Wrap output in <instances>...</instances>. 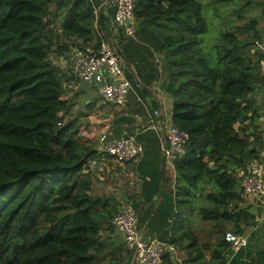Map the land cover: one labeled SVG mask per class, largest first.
I'll use <instances>...</instances> for the list:
<instances>
[{"label":"trees","instance_id":"trees-1","mask_svg":"<svg viewBox=\"0 0 264 264\" xmlns=\"http://www.w3.org/2000/svg\"><path fill=\"white\" fill-rule=\"evenodd\" d=\"M100 7L97 0H0V264L132 262L125 243L103 234L114 230L119 202L97 189L96 141L66 118L73 104L53 62L75 47L100 46ZM135 16L147 29L143 41L163 58L172 125L190 135L173 161L170 196L159 188L164 198L149 221L150 232L155 224L178 251H165L163 264H253L252 244L232 255L224 235L255 224L242 207V180L260 151L246 124L248 96L262 77L264 54L252 49L261 42L258 23L222 31L209 56L201 0H137ZM143 194L152 197L147 188ZM155 204L139 213L140 224Z\"/></svg>","mask_w":264,"mask_h":264},{"label":"crops","instance_id":"crops-1","mask_svg":"<svg viewBox=\"0 0 264 264\" xmlns=\"http://www.w3.org/2000/svg\"><path fill=\"white\" fill-rule=\"evenodd\" d=\"M97 1L100 2L101 7H103L102 14L105 16L104 35H106V37L104 38L110 40L116 48L120 50L121 55L123 54L124 58L122 57V59L124 61L125 72L128 73V65H130L131 61H133L134 63L140 65L141 69L143 66V74L142 72H139L140 76L138 79L140 83H138V89L136 90L133 82L130 80L133 85V91L131 90L132 94L129 95L127 103L124 106L113 105L110 107L106 104H109V102L103 99L99 85L80 81L71 73V55L73 50L76 49L73 48L65 55L56 57L53 61L57 66L63 69L65 74L63 78L65 86L63 98L73 104L71 112L65 115L66 118L78 119L81 134L93 140H97L98 136L103 132L107 133L109 139L111 140L124 136L134 137L136 141L144 147V152L137 159L141 158L146 151V147L143 143V140L145 141L146 138L144 137L140 140V136L149 130H153L156 133L160 148L155 156V160L159 165V170L154 172L151 163L141 161L144 157L143 156L139 163V174L136 175V173L131 169V166H128L127 163H123L122 167L118 169H113L118 170L115 172L111 170L108 165L114 160V158L103 153V155L96 153L94 157H98L97 164L100 163V161H103V164H100L103 171L96 169L95 174L98 178L97 183L105 186V189L103 188L101 192L106 193L113 199L122 200L124 204L126 203L134 207L137 212L138 219L139 213L141 214L149 211V209L153 206L149 205L150 202L155 201L156 204L154 205L146 224L141 225L142 227L139 228L140 223H138V231L141 239L145 242L150 239H158L164 242L159 239V235L162 230L156 229L155 224L153 233H151L149 229V221L158 214V207L164 198L160 197V193L158 192L159 188L162 194L165 191V194L170 196L175 183L174 166L167 158H164V129L159 126V121L156 122V119L153 116L154 109L159 108L163 112V119L166 120V123L168 125L172 124V98L164 90L162 85L164 77L162 76L161 59L163 58L161 53L157 52L154 47H152L148 42L143 41L141 35L143 36L144 31L147 29L144 25H142V18L136 16L134 17L132 21L134 26L133 33L132 35H127L123 27H118L115 24V0ZM101 7L99 9H101ZM123 35L127 36L124 37ZM260 37L261 42H258V44L255 45L257 49L253 50L264 54V35H262L261 32ZM135 49H142L144 54L142 58L138 56L139 53L136 52ZM157 64L158 66L155 69V65ZM261 67L262 77L257 81L254 90L248 96L252 102V111L250 119L246 121L248 126L247 133H251L255 137H259V140L254 142L256 149H261L263 146L264 59L262 60ZM156 75L157 77L154 79ZM82 104L84 105V108H81ZM152 120H155L154 123L156 127L152 126ZM141 126L143 127L141 128ZM114 177L119 181L117 185H119L122 189V193L120 194H118V191H115V186L117 185L114 183ZM144 188L148 189L150 195H152V200L143 194ZM114 191L116 195L114 194ZM243 197L244 203L242 207L247 208L248 211L255 216V224L248 227L244 232V234L249 238V243L253 246V253L252 256L249 257L248 261L253 264H264V261H260L258 259L252 260L253 256L256 257L257 255L259 256L264 254V248L261 246V244L264 243V207L259 203L252 201L244 194ZM136 205H138V207H135ZM164 219L166 221H170L169 217H164ZM160 224L161 223H157V226ZM103 234L107 237L110 236L112 240L115 239L114 236L112 237L114 233L109 234L108 231H105ZM121 236L123 237V235ZM174 250L176 252L174 253V256L179 257L178 251L175 248ZM184 250L185 248H182L181 253H184ZM165 251H167V248ZM235 253L236 252L232 250V255ZM134 259L135 258L133 256L131 264H137L136 261L134 263Z\"/></svg>","mask_w":264,"mask_h":264},{"label":"built area","instance_id":"built-area-1","mask_svg":"<svg viewBox=\"0 0 264 264\" xmlns=\"http://www.w3.org/2000/svg\"><path fill=\"white\" fill-rule=\"evenodd\" d=\"M136 3L137 0H115V24L123 27L127 35H132L134 30L132 21L135 17ZM75 48L70 62V71L73 76L80 81L99 85L105 101L121 106L133 89V85L126 77L124 62L116 46L104 38L98 48ZM153 116L156 122L159 121V126L164 129V158L173 164L176 158L185 155L190 135L178 126L168 125L163 119L161 109L155 108ZM154 121H151L152 126L156 127ZM97 140V153L106 154L124 163L137 159L144 152V147L134 137L124 136L111 140L108 134L103 132ZM262 142L263 146L258 156L250 161L245 170L242 186L246 197L264 207V134ZM97 162L98 157H91L92 166H95ZM138 223L137 212L129 204L122 205L112 219V224L123 235L127 248L132 251L138 264H163L165 249L174 250V246L158 239L143 241L139 235ZM224 237L234 252L246 247L249 243L247 235L233 230L226 231Z\"/></svg>","mask_w":264,"mask_h":264},{"label":"rangeland","instance_id":"rangeland-1","mask_svg":"<svg viewBox=\"0 0 264 264\" xmlns=\"http://www.w3.org/2000/svg\"><path fill=\"white\" fill-rule=\"evenodd\" d=\"M201 2H202V14H203V17L205 18L206 25H207L206 32L201 35L203 39L202 44L205 47L206 51L208 52L209 56L212 55L211 47L213 43L219 38L222 31L233 28L238 23H240V25H244V24H249L248 22H251V21H257L258 23L257 29L261 32L262 35H264V0H201ZM252 49H257V48L253 46ZM135 51L139 53L138 54L139 57L141 58L143 57L144 54H143L142 49L141 50L135 49ZM126 63L129 64L128 62ZM157 66L158 64L155 65V69L157 68ZM127 72H128L126 73L127 78L128 79L130 78L129 80L133 82L135 90L138 89V83H140L138 79V77L140 76L139 72H142L143 74V66L141 69L140 65L131 61L130 65H128ZM157 75L154 77V79L157 77ZM132 91L128 94L125 102L122 104L123 106L127 103V99L129 95L132 94ZM106 104L110 107L113 106V104L110 105V103L109 104L106 103ZM81 108H84L83 104L81 105ZM142 127L143 126H141V128ZM144 137L146 138L145 141L143 140V143L146 147V151L143 155L144 157L143 156H142L143 158L141 157L142 158L141 161L151 163L152 169L155 172L159 170V165L155 160V156L160 148L159 140L157 138L156 133L153 130L144 132L140 136L141 139L140 138L139 139L142 140V138ZM95 141L97 145L98 140H95ZM100 155H103V154H100ZM141 158L132 160L127 163L128 166H131V169L133 170V172L136 173V175L140 173L139 163H140ZM123 163L124 162H121L118 159L114 158V160L111 161L108 165L110 166L111 170H113V169H118L122 167ZM100 164L102 165L103 161H100V163H98L96 166H93V168L99 169V171H103ZM113 171L117 172L118 170H113ZM118 182L119 181L116 180V178L114 177V183L117 185ZM115 187L113 188L116 189L115 190L116 192L118 191V194L122 193V189L119 185ZM103 188L105 189V186L103 184H100V183L97 184L98 191L101 192ZM115 191H114V194H115ZM115 200L119 202V206L117 208V211H118V209H120L121 206L124 204H122L123 203L122 200H117V199ZM164 212L166 215L169 214L167 209H165ZM158 219L159 218H156L155 220L158 221ZM141 225L143 224H140L139 228L142 227ZM108 232L109 234L114 233L112 237L114 236L115 238L113 240L115 245L125 243L123 240V237L121 236L122 234L119 232L121 234L120 235L118 231L116 230V228H114L112 232L110 231ZM261 246L262 248H264V243H262ZM172 252L176 253L175 250L174 251L172 250Z\"/></svg>","mask_w":264,"mask_h":264},{"label":"water","instance_id":"water-1","mask_svg":"<svg viewBox=\"0 0 264 264\" xmlns=\"http://www.w3.org/2000/svg\"><path fill=\"white\" fill-rule=\"evenodd\" d=\"M103 13V7H101V9H100V12H99V16H101V14ZM118 49V48H117ZM119 50V49H118ZM119 52H120V50H119ZM120 54H121V52H120ZM123 58H124V56H123V54L121 55ZM155 212V211H154ZM153 216V215H152ZM134 263H135V259H134Z\"/></svg>","mask_w":264,"mask_h":264}]
</instances>
